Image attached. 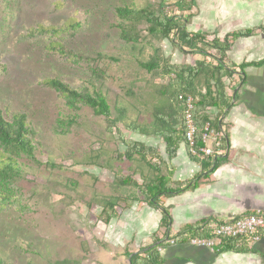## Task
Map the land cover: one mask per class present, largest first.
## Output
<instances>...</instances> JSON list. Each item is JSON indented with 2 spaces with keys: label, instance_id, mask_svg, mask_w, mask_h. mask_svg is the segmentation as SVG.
I'll return each instance as SVG.
<instances>
[{
  "label": "rangeland",
  "instance_id": "obj_1",
  "mask_svg": "<svg viewBox=\"0 0 264 264\" xmlns=\"http://www.w3.org/2000/svg\"><path fill=\"white\" fill-rule=\"evenodd\" d=\"M177 1L165 0L164 4L171 7ZM237 1L240 0H194L190 11L176 7L169 14L187 19L183 25L189 33H202L210 41L237 28L235 23L243 11ZM259 1L264 0L254 2ZM158 3L159 0H0V105L26 114L38 145L35 162L20 161L23 173L16 201L0 206V259L5 263L129 264L127 254L149 246L153 234L163 236L153 224L142 226L143 215L148 220L147 213L152 212L142 195L130 186L118 184L124 178L141 184L140 175L148 173L137 156L121 158L126 149L122 141L153 148L168 163L162 140L133 133L132 127L149 126L151 113L168 84L169 78L161 75L165 62L191 67L201 61L214 63L212 58L217 53L209 50L211 57L207 58L190 50H177L170 40L148 34L144 23L137 24L136 44L123 42L114 9H156ZM69 22L80 23L73 38L62 36L66 49L74 55L73 61L47 52L45 37L26 38L28 29L61 28ZM260 27L262 33L257 41L263 42L264 27ZM248 40L241 39L245 43ZM260 50L257 46L256 53L248 54L236 46L231 49L225 64L236 73L225 80L229 95L235 88L254 95L257 84L242 85L236 67L264 57ZM154 58L160 69L148 74L140 68L139 63ZM92 69L97 70L95 74ZM260 71L246 69L249 75ZM49 78L78 90L100 91L111 107V120L81 107L76 124L66 133L56 134V120L60 117L66 121L72 112L61 98L41 85ZM198 88H202V79ZM210 117L215 114L212 112ZM261 123L257 120L254 143L264 149V122ZM152 161L157 163L154 158ZM108 200L115 201L117 218L105 224L102 207ZM232 264H264V252L240 255Z\"/></svg>",
  "mask_w": 264,
  "mask_h": 264
},
{
  "label": "trees",
  "instance_id": "obj_2",
  "mask_svg": "<svg viewBox=\"0 0 264 264\" xmlns=\"http://www.w3.org/2000/svg\"><path fill=\"white\" fill-rule=\"evenodd\" d=\"M165 0H159L158 6L144 8H132L129 6L117 7L114 14L120 20L117 25L121 40L127 44H136L138 32L137 24L144 23L148 34L162 39L170 40L172 45L182 52L186 50L198 51L205 57L210 58L209 50L217 53L212 58L214 63L201 61L191 67H181L164 63L161 75L169 78L168 84L161 91L159 104L151 113V122L146 128H133V133L144 136H154L162 140L165 146V154L169 163L175 156L178 147L184 144L183 106L182 100L190 96L194 102V119L197 124L198 134L195 138L197 148H202L201 134L203 127L209 123L211 127L221 134L220 146L213 156L197 159L187 151L189 158L199 167L200 172L193 180L185 183H174L171 181L170 165L165 163L159 153L153 148L142 144L122 141L126 148L121 158L132 159L137 156L144 162L148 173L140 175L141 184H137L129 178L120 179L118 184L130 186L142 195L147 205L160 211L161 221L159 229L163 236L157 235L152 240V245L140 250L136 254H127L129 264H164L159 249L168 246L170 241L174 244H187L193 237L203 236L204 223L189 226L175 235L169 233L170 215L166 208L161 205V199L178 195L198 187L202 179L209 176L228 158V137L223 130V116L233 106L238 91L232 90L229 95L226 90L225 80L231 79L236 71L233 67L225 64L227 53L230 51L234 41L247 38L253 34L252 30L236 31L226 34L222 39L214 37L208 40V36L202 33H189L183 25L188 21L179 15L169 14L174 8H182L190 11L194 0H178L175 5L168 7ZM168 7V8H167ZM80 23L69 22L60 27H39L28 29L26 38L35 39L45 37L47 39L44 49L56 56H62L74 60V55L67 50L62 36L73 38L79 29ZM140 68L151 74L160 69L159 61L154 58L146 63H139ZM264 66V59L256 62H243L236 68L241 74L240 83L244 84L246 78L245 69L249 67L260 68ZM95 74L94 69L91 70ZM243 76V77H242ZM202 79V88H198V82ZM41 85L54 92L64 101L67 110L72 115L67 120H56L54 131L56 134L66 133L76 124V113L81 107L92 110L94 115L111 120V107L105 96L95 88L89 90H78L70 85L56 79L49 78L41 82ZM116 112H118L116 110ZM212 112L215 117L210 115ZM35 134L27 116L23 112H14L0 105V206L12 205L16 201L17 184L22 178L21 160H35L37 144ZM156 160L154 163L152 160ZM115 201H105L102 207V215L105 216V224L117 218L115 215ZM224 253L234 254H256L249 246L245 238L227 239L222 245L213 250L215 256ZM68 261L57 264H67ZM0 264H7L0 259Z\"/></svg>",
  "mask_w": 264,
  "mask_h": 264
},
{
  "label": "crops",
  "instance_id": "obj_3",
  "mask_svg": "<svg viewBox=\"0 0 264 264\" xmlns=\"http://www.w3.org/2000/svg\"><path fill=\"white\" fill-rule=\"evenodd\" d=\"M237 3L243 11L239 13L238 23L234 22L237 28L232 32L252 30L253 34L247 37L249 40L246 43L241 39L247 38L234 41L231 49L236 46L238 51L251 54L252 51L256 53L254 50L258 46L259 50L261 49L260 54H263L264 41L259 42L257 38L261 37L260 26L264 27V1L240 0ZM228 33L231 32L227 31L223 36L216 38L222 39ZM231 49L227 53L228 57ZM191 52L203 56L196 50ZM243 54L245 56V53ZM263 59L264 57H261L248 62ZM246 69V78L242 85L250 86L255 82L257 89H264V66L255 68L261 70L259 74L249 75ZM258 81H263V84ZM252 94L254 95L248 96L238 90L235 100L232 101L233 106L222 118L223 130L227 133L229 143L226 161L218 166L208 179H202L197 188L161 199V205L170 215V235L173 236L196 224H212L232 216L246 215L257 210L264 211V149L254 143L257 120L264 122V95H257L256 90ZM167 164L170 165L171 181L174 183L191 181L200 172V167L187 155L184 144L178 147L174 158ZM147 207L152 212L147 213L148 220L143 215L142 226L146 228L153 224V228L161 232L160 211L149 205ZM155 236L156 233L150 237L151 244L147 247L153 246L152 240ZM249 246L256 254L264 252V238L255 244L249 243ZM159 253L164 259V264H232L236 259L239 260L240 255H247L224 253L215 256L210 251L193 248L188 244H169L159 249Z\"/></svg>",
  "mask_w": 264,
  "mask_h": 264
},
{
  "label": "built area",
  "instance_id": "obj_4",
  "mask_svg": "<svg viewBox=\"0 0 264 264\" xmlns=\"http://www.w3.org/2000/svg\"><path fill=\"white\" fill-rule=\"evenodd\" d=\"M252 2L255 0H244ZM184 146L186 151L197 159L213 156L220 146L221 134L215 131L209 123L203 127L201 134L202 148H197L195 138L198 134L194 119V99L190 96L182 100ZM214 146V147H213ZM203 236L189 239L188 245L193 248L207 250L213 253L227 239L245 238L248 243L255 244L264 238V211H254L246 215L232 216L225 221L208 223L204 227ZM174 245L173 241L169 242Z\"/></svg>",
  "mask_w": 264,
  "mask_h": 264
},
{
  "label": "flooded vegetation",
  "instance_id": "obj_5",
  "mask_svg": "<svg viewBox=\"0 0 264 264\" xmlns=\"http://www.w3.org/2000/svg\"><path fill=\"white\" fill-rule=\"evenodd\" d=\"M243 93L246 94L245 92H243ZM256 93H257V95L263 96V95H264V89H260V88H258V89L256 90Z\"/></svg>",
  "mask_w": 264,
  "mask_h": 264
}]
</instances>
